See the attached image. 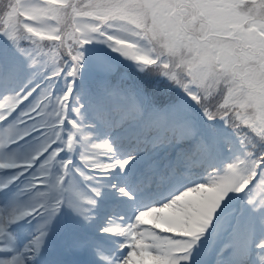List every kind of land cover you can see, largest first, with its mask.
Returning a JSON list of instances; mask_svg holds the SVG:
<instances>
[{
	"label": "snow or ice",
	"instance_id": "6c2138e0",
	"mask_svg": "<svg viewBox=\"0 0 264 264\" xmlns=\"http://www.w3.org/2000/svg\"><path fill=\"white\" fill-rule=\"evenodd\" d=\"M0 264H264V0L0 6Z\"/></svg>",
	"mask_w": 264,
	"mask_h": 264
},
{
	"label": "trees",
	"instance_id": "16d2710c",
	"mask_svg": "<svg viewBox=\"0 0 264 264\" xmlns=\"http://www.w3.org/2000/svg\"><path fill=\"white\" fill-rule=\"evenodd\" d=\"M8 2V0H0V6H3L4 4H6Z\"/></svg>",
	"mask_w": 264,
	"mask_h": 264
}]
</instances>
